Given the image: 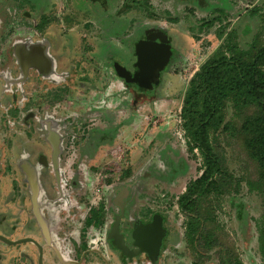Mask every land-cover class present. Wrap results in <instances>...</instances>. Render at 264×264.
Listing matches in <instances>:
<instances>
[{
    "label": "rangeland",
    "instance_id": "1",
    "mask_svg": "<svg viewBox=\"0 0 264 264\" xmlns=\"http://www.w3.org/2000/svg\"><path fill=\"white\" fill-rule=\"evenodd\" d=\"M95 1L98 2L0 0V63L15 41L36 38L31 26L40 20L45 23L37 35L48 37L54 28L59 39L63 38L62 34L69 37L65 52L68 62H76L83 49L84 57L97 54V57L102 58L99 67L102 82L105 79L104 72L108 71L104 68L105 60L113 58L122 65L130 61L131 48H135L139 36L148 40L171 37L165 41V63L159 71L157 83L153 85L150 99L131 102V95L125 93L119 81L106 87L101 96L102 102L96 105V111L100 107L113 112L107 115L104 110L98 111L95 116L97 120L90 119L86 124L89 128L87 136H91L89 140L92 148H95L93 137L97 133L110 139L114 136V140L93 150L95 153L86 145V149H83L85 158L70 159L71 167H76L74 172L82 173L85 192H89L84 209L87 210L88 205H95L99 201L109 207L110 216L104 218L100 229L86 230L87 249L98 250L100 256L105 253L106 232L114 226L116 219L118 232L126 242L122 217L125 212L120 210V213L113 205L117 193L123 191L122 199L127 200L123 207L132 211L133 225L145 219L143 214L148 210L149 219L161 216L164 219L162 225L166 227H161L164 242L160 244L159 256L157 253L154 257L134 254L128 264H218L219 249H229L241 264H262L257 249L256 228L264 211V192H248L246 183L256 182V167L246 157L241 145L236 146L228 134H220L215 142V150L229 174L239 181V186H233L219 205L213 204L210 209L213 230L220 238L218 249L210 252L191 250L184 237L185 219L177 202L187 183L199 177L202 172L200 156L196 150L190 151L181 125L180 108L184 90L189 79L220 43L215 35L219 22L216 21L209 30L196 32L198 40L188 32V27L197 20L218 16L219 13L214 10L221 8L225 13L222 22L229 24L227 30L239 29L244 25L249 30L250 38L260 23L259 19L255 17L246 20L242 15H246L253 7L259 9V13H264L263 0H207L205 6L198 0H148V12L137 8L121 12L125 0ZM50 20L52 24H49ZM84 24L90 28L83 27ZM54 38L57 40V36ZM87 75L90 76L89 73ZM93 76L92 80L96 78ZM89 86L85 83L88 91ZM95 89L98 91V87ZM92 100V94L88 95L87 101ZM70 108L77 115L76 123L65 126L69 135L79 136L84 129L81 123L84 116L92 114L94 107L87 102L80 107L81 110L73 112L72 103ZM226 113V122L238 128L241 120L233 116L231 109H227ZM72 118L69 117V124ZM103 121L111 125L112 132L104 126ZM113 163L118 165L119 170L110 175L105 174V166ZM70 179L77 182L76 175L71 174ZM70 207V214L76 215L77 205L71 203ZM117 214L121 215L113 222L111 217ZM79 222L72 225L74 231L71 235L75 240ZM104 255L109 261H102L100 256L87 252L85 264L120 263L116 255Z\"/></svg>",
    "mask_w": 264,
    "mask_h": 264
},
{
    "label": "flooded vegetation",
    "instance_id": "2",
    "mask_svg": "<svg viewBox=\"0 0 264 264\" xmlns=\"http://www.w3.org/2000/svg\"><path fill=\"white\" fill-rule=\"evenodd\" d=\"M90 1L95 4L98 2ZM44 23L42 20L34 22L31 29L36 38L15 41L0 63V264H85L87 252L100 256L98 250L87 249L85 234L87 229H100L104 218L110 216L109 207L99 201L84 209L89 192H85L82 173L74 172L76 167H71L70 159L85 158L83 149H86V145L93 151L114 140V136L110 139L97 133L93 137L95 148H92L89 140L91 136H87L89 128L86 124L90 119L97 120V112L104 110L99 107L96 111V105L102 102L101 96L106 87L119 81L125 93L131 95V102L150 99L153 87L148 86L151 71L148 65L149 48L156 43H162L164 47L165 41L171 39L170 36L168 39L144 38L142 43L147 45L146 48L142 46L136 50L132 47L130 61L123 65L113 58L106 59L104 68L108 71L104 72L105 79L102 82L99 68L102 58L97 57V54L84 57L83 49L76 62H68L65 52L69 37L62 34L63 38L59 39L54 28L48 37L37 35ZM50 23H53L52 20ZM83 27L90 28L88 24ZM54 36H57V40ZM91 75L96 78L92 80ZM85 83L90 85L89 91H96L95 87H98V91L89 92ZM90 94L93 100L87 101ZM87 102L94 107V111L84 116L82 134L69 135L65 124L73 125L77 118L72 113L70 103L75 112ZM104 112L108 115L113 110ZM72 116L73 120L69 124V117ZM103 124L112 132L109 123L103 121ZM118 170L117 164H107L104 173L110 175ZM124 173L127 174V171ZM71 174L76 175V183L70 179ZM117 194L113 205L120 213V210L125 212L122 217L126 242L118 232L116 218L121 214L113 215L111 219L113 222L116 219V223L106 232V249L105 253H101L100 260L109 261L104 255L106 253L108 256L116 255L119 264H128L134 254L148 257L150 254L142 251L144 245L137 235L140 231L149 230L152 224L156 225L155 235L159 238L156 246L159 256L160 244L164 242L161 227L166 229L162 225L163 217L158 215V219L152 217L151 220L146 210L143 214L145 219L133 225L132 211L123 207L124 202H127L122 199L124 192ZM71 203L77 205L76 215L70 214ZM78 220L75 240L71 235L74 231L72 225ZM151 236H142L147 248L151 240H155Z\"/></svg>",
    "mask_w": 264,
    "mask_h": 264
},
{
    "label": "trees",
    "instance_id": "3",
    "mask_svg": "<svg viewBox=\"0 0 264 264\" xmlns=\"http://www.w3.org/2000/svg\"><path fill=\"white\" fill-rule=\"evenodd\" d=\"M198 2L207 4V0ZM129 8L148 12V0H125L122 10ZM214 11L218 16L197 20L188 27V32L198 40L195 33L209 30L217 21L215 35L220 43L189 79L180 108L186 142L190 151L196 150L202 161L201 174L187 183L177 202L185 219L186 243L194 252L200 249L210 252L220 247L210 209L213 204L219 205L233 186H239V181L229 174L215 150L220 134H228L236 146L241 145L256 167V182L246 183L248 192H264V13L253 7L242 15L246 20L256 17L260 22L249 38V30L244 25L227 30L229 24L222 22L224 10ZM136 40L139 42L135 49L144 46L143 36ZM227 109L241 120L238 128L226 122ZM256 229L257 249L264 264V211ZM217 255L218 264H241L229 249H219Z\"/></svg>",
    "mask_w": 264,
    "mask_h": 264
},
{
    "label": "water",
    "instance_id": "4",
    "mask_svg": "<svg viewBox=\"0 0 264 264\" xmlns=\"http://www.w3.org/2000/svg\"><path fill=\"white\" fill-rule=\"evenodd\" d=\"M146 46L147 45H144L142 48H146ZM149 49L151 50L149 52L150 57H149L148 65L151 71H150L148 86L153 87V85L157 83L159 71L162 69L165 63L167 50L166 49L164 50L162 43H156L154 47L152 46ZM155 226H156L155 224H152L149 230L140 231L137 235L138 240H140L144 245V247L142 246V251H147L152 257L156 255L157 252L156 246L158 245L159 242V238L155 235L156 234V231L154 229ZM152 233H154V235ZM144 234L152 235L151 239L155 238V240H151V245L149 248L145 247L146 242H144V240L142 239V236Z\"/></svg>",
    "mask_w": 264,
    "mask_h": 264
}]
</instances>
